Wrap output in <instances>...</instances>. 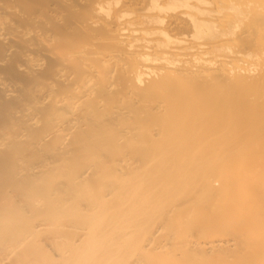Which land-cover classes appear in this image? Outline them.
Wrapping results in <instances>:
<instances>
[{
    "label": "bare ground",
    "instance_id": "obj_1",
    "mask_svg": "<svg viewBox=\"0 0 264 264\" xmlns=\"http://www.w3.org/2000/svg\"><path fill=\"white\" fill-rule=\"evenodd\" d=\"M264 264V0H0V264Z\"/></svg>",
    "mask_w": 264,
    "mask_h": 264
},
{
    "label": "rangeland",
    "instance_id": "obj_2",
    "mask_svg": "<svg viewBox=\"0 0 264 264\" xmlns=\"http://www.w3.org/2000/svg\"><path fill=\"white\" fill-rule=\"evenodd\" d=\"M227 259H228V261L226 264H236V262H235L236 260L234 259V256L228 257Z\"/></svg>",
    "mask_w": 264,
    "mask_h": 264
}]
</instances>
